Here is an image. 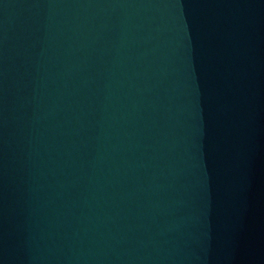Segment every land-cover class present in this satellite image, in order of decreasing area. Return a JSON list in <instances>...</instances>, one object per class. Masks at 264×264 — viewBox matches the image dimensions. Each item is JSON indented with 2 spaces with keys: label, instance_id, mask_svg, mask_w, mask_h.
<instances>
[{
  "label": "water",
  "instance_id": "95a60500",
  "mask_svg": "<svg viewBox=\"0 0 264 264\" xmlns=\"http://www.w3.org/2000/svg\"><path fill=\"white\" fill-rule=\"evenodd\" d=\"M0 264H264V0H0Z\"/></svg>",
  "mask_w": 264,
  "mask_h": 264
}]
</instances>
